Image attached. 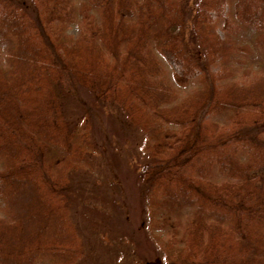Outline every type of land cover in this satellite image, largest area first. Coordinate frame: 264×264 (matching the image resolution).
<instances>
[{
  "label": "trees",
  "instance_id": "obj_1",
  "mask_svg": "<svg viewBox=\"0 0 264 264\" xmlns=\"http://www.w3.org/2000/svg\"><path fill=\"white\" fill-rule=\"evenodd\" d=\"M104 112L142 136L161 264H264V0H0V264H83Z\"/></svg>",
  "mask_w": 264,
  "mask_h": 264
},
{
  "label": "rangeland",
  "instance_id": "obj_2",
  "mask_svg": "<svg viewBox=\"0 0 264 264\" xmlns=\"http://www.w3.org/2000/svg\"><path fill=\"white\" fill-rule=\"evenodd\" d=\"M228 13L230 16V10ZM217 26L220 29L221 23ZM68 31L74 33L75 26ZM153 50L163 64L166 78L172 83L175 65L157 48ZM175 87L177 100H181L197 84ZM67 102L70 109L82 111L74 108V100ZM91 123L98 145L91 169L79 177L81 188L76 192L80 200L78 231L84 248L82 263L161 264V257L154 253L141 221L144 211L137 172L143 160L139 149L142 136L134 129L118 126L107 112L97 113Z\"/></svg>",
  "mask_w": 264,
  "mask_h": 264
}]
</instances>
